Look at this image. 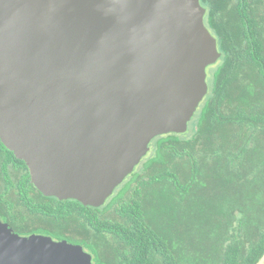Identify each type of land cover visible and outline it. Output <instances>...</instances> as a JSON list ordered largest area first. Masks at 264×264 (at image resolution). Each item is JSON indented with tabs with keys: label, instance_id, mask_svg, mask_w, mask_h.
Segmentation results:
<instances>
[{
	"label": "water",
	"instance_id": "obj_1",
	"mask_svg": "<svg viewBox=\"0 0 264 264\" xmlns=\"http://www.w3.org/2000/svg\"><path fill=\"white\" fill-rule=\"evenodd\" d=\"M200 0H0V142L42 195L101 207L153 139L184 134L221 57ZM0 264H93L15 233Z\"/></svg>",
	"mask_w": 264,
	"mask_h": 264
},
{
	"label": "trees",
	"instance_id": "obj_2",
	"mask_svg": "<svg viewBox=\"0 0 264 264\" xmlns=\"http://www.w3.org/2000/svg\"><path fill=\"white\" fill-rule=\"evenodd\" d=\"M200 3L221 57L187 132L153 139L101 207L42 195L0 142L10 229L79 244L94 264H264V0ZM159 185L169 209L158 211Z\"/></svg>",
	"mask_w": 264,
	"mask_h": 264
},
{
	"label": "rangeland",
	"instance_id": "obj_3",
	"mask_svg": "<svg viewBox=\"0 0 264 264\" xmlns=\"http://www.w3.org/2000/svg\"><path fill=\"white\" fill-rule=\"evenodd\" d=\"M209 68H207V77H209ZM191 122V121H190ZM151 152V144L149 145V150L148 153L146 154L145 157H147ZM138 166V165H137ZM137 166L135 168H137ZM134 168V170H135ZM151 192V193H150ZM148 193H150L151 195L154 196L155 199H150L148 197V203H151V205L155 204V209H157L158 211L161 209H169V199L167 197V194L165 193V190L163 189V187L161 185L155 186V188L152 191H148ZM114 195V194H113ZM112 196V195H111ZM110 196V197H111ZM109 197V198H110ZM108 198V199H109ZM107 202V201H106ZM110 217H116V215L113 214V212L109 213ZM87 251V250H86ZM88 252V251H87ZM90 253V252H89ZM91 254V253H90ZM93 256V255H92ZM94 264V261H93ZM261 264V263H260Z\"/></svg>",
	"mask_w": 264,
	"mask_h": 264
},
{
	"label": "flooded vegetation",
	"instance_id": "obj_4",
	"mask_svg": "<svg viewBox=\"0 0 264 264\" xmlns=\"http://www.w3.org/2000/svg\"><path fill=\"white\" fill-rule=\"evenodd\" d=\"M127 177H128V176H127ZM125 180H126V179H125ZM125 180H124V181H125ZM121 184H122V183H121ZM119 186H120V185H119ZM117 188H118V187H117ZM117 188H116V189H117ZM116 189H115V190H116ZM115 190H114V191H115ZM113 193H114V192H113ZM52 198H54V197H52ZM55 199H56V198H55ZM57 200H58V199H57ZM59 201H63V200H59ZM54 240H55V239H54ZM68 242H69V241H68Z\"/></svg>",
	"mask_w": 264,
	"mask_h": 264
}]
</instances>
